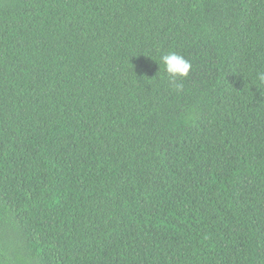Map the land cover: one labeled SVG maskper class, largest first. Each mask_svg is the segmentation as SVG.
<instances>
[{
    "label": "trees",
    "instance_id": "obj_1",
    "mask_svg": "<svg viewBox=\"0 0 264 264\" xmlns=\"http://www.w3.org/2000/svg\"><path fill=\"white\" fill-rule=\"evenodd\" d=\"M259 72L264 0H0V264H264Z\"/></svg>",
    "mask_w": 264,
    "mask_h": 264
},
{
    "label": "clouds",
    "instance_id": "obj_2",
    "mask_svg": "<svg viewBox=\"0 0 264 264\" xmlns=\"http://www.w3.org/2000/svg\"><path fill=\"white\" fill-rule=\"evenodd\" d=\"M161 61L164 65V71L170 77L169 82L174 84L175 87L179 88L181 85L176 82L177 77H186L190 71L191 64L183 56L169 52L161 56ZM257 79L264 83V72L257 73Z\"/></svg>",
    "mask_w": 264,
    "mask_h": 264
}]
</instances>
